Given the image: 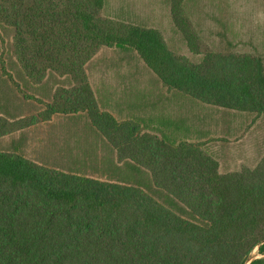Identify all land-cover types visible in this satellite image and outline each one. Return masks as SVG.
<instances>
[{
    "label": "trees",
    "instance_id": "16d2710c",
    "mask_svg": "<svg viewBox=\"0 0 264 264\" xmlns=\"http://www.w3.org/2000/svg\"><path fill=\"white\" fill-rule=\"evenodd\" d=\"M104 2L0 0V50L10 38L34 86L49 73L70 78V88L56 84L40 122L86 113L117 164L132 171L131 180L104 181L0 151V264H264V155L254 167L222 173L209 146L230 143L223 132L202 135L206 142L150 134L145 120L102 111L82 80L100 48L133 50L168 89L245 113L251 128L264 121L262 59L179 57L158 31L102 17ZM181 2L173 0L176 13ZM3 130L0 123V138Z\"/></svg>",
    "mask_w": 264,
    "mask_h": 264
},
{
    "label": "rangeland",
    "instance_id": "374dc122",
    "mask_svg": "<svg viewBox=\"0 0 264 264\" xmlns=\"http://www.w3.org/2000/svg\"><path fill=\"white\" fill-rule=\"evenodd\" d=\"M180 6L175 16L181 20V28L185 30L190 45L181 48L177 56L195 61L193 52L228 54L233 49L227 48L225 41L233 39V35L238 36L237 40L241 42L239 51L264 56V8L258 0H195L190 7L193 28L189 23L183 26ZM165 7V2H162L161 15L158 11L160 4L148 5L149 14L145 20L149 24H157L167 37L172 38ZM10 41L5 37L0 50V123L4 124L3 131L6 133L0 138V151L24 156L50 168L104 181L131 180L132 171L125 165L117 164L116 151L91 127L86 113L55 115L51 122H40L45 117L47 103L60 90L56 84L70 88V78L60 79L49 73L41 85L34 86L32 83L35 81L31 83L25 77L17 59L11 55ZM191 47L195 51L190 50ZM138 56L133 50L122 52L100 48L84 67L85 78L82 80L94 94L99 108L111 113L117 120L129 117L145 120V131L159 137L162 136L160 130L167 128L166 132L175 142L194 139L196 131L218 136L226 122L228 125H247L251 121L205 107L168 89ZM5 111L12 118L20 115H25V118L21 121L18 118L8 120L2 116ZM150 122L156 130L151 128ZM176 127L178 133L174 134ZM241 140L239 143L217 142L209 146L210 152L221 163L222 173L238 172L257 164L264 155V121L259 119L254 123ZM252 257L258 258L257 251ZM24 264L55 263L27 261Z\"/></svg>",
    "mask_w": 264,
    "mask_h": 264
},
{
    "label": "crops",
    "instance_id": "0c3cea01",
    "mask_svg": "<svg viewBox=\"0 0 264 264\" xmlns=\"http://www.w3.org/2000/svg\"><path fill=\"white\" fill-rule=\"evenodd\" d=\"M162 2H165L166 4V14H167V22L170 24V30L169 33L173 36L171 37H167V35L164 33V31L157 26V24H149L148 22H146L147 20H145V16H147L149 13H147V8L148 5L150 4H160V8L158 9L159 13L162 15V8H161V4ZM259 3L262 4L263 8H264V1L263 0H258ZM191 3H195V0H182L181 2V11H182V16H183V26H185L186 23H189V25L193 28V22H192V17L190 16V7H191ZM173 0H105L104 2V6L101 10V15L104 18H108L111 20H114L116 22L119 23H123L126 25H134V26H138V27H143V28H147V29H151V30H156L158 31L165 43L166 46L170 49V51H172L175 55L178 53L179 54V50L181 48H185V47H189L190 45V41L187 39L185 30H183L181 28V20H179L176 16L175 13L176 11H174L173 8ZM134 17V19H133ZM186 19V21H185ZM194 32L195 29H194ZM198 36V35H197ZM234 38L233 39H227L225 41L226 43V47L229 49H233V52H229V53H235V54H248V55H253L256 57H259L260 59H262L263 63H264V56L262 55H257L251 52H241L238 50V48L241 46V42L239 40H237L236 35H233ZM201 44H203V42L200 40ZM206 46H208L206 44ZM210 46V45H209ZM214 46V45H212ZM210 46V47H212ZM102 49H109V50H120L122 52H131V50H127V49H121V48H105L103 47ZM191 50V48H190ZM137 56L138 54L133 51ZM216 53V52H214ZM221 53V52H219ZM139 57V56H138ZM195 57L197 60H199V58L202 57V54L199 55V53H195ZM199 103V102H198ZM201 104V103H199ZM203 105V104H202ZM205 107L208 108H212L210 106H206ZM215 109V108H214ZM216 111H218L219 109H215ZM223 111V110H221ZM228 113L231 114H236V116L238 115L239 117L243 118L244 120L250 119L251 117H249L248 115H246L245 113H237L234 111H230ZM126 119H133L132 117L126 118ZM125 120V119H124ZM219 119H217L218 122ZM233 120V119H232ZM234 121V120H233ZM51 122V121H50ZM221 121H219L220 123ZM251 124V121L245 125H238L236 123H230L229 125L226 122V126H224L223 132L224 134H226V138H228V140L230 141V143L236 141V143L241 142V139H244L245 135L247 134V132L249 131V126ZM149 125H151V128L153 130H156L154 126H152L151 122L149 123ZM222 130V129H220ZM167 128L161 129L160 133L162 134V132L170 138V140L175 141L174 139H171L170 134H168L167 132ZM178 133V127H176V130H174V134ZM180 133V131H179ZM221 134V133H220ZM202 135L205 136H213L214 134L212 133H208V132H198L196 131V133L194 134V139H190V141L192 142H206L207 140L210 139H202ZM178 135H176L177 137ZM209 137V138H210Z\"/></svg>",
    "mask_w": 264,
    "mask_h": 264
}]
</instances>
